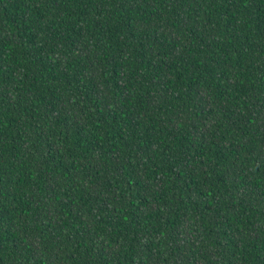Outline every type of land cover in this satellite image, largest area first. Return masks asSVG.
Returning <instances> with one entry per match:
<instances>
[{
    "label": "trees",
    "instance_id": "16d2710c",
    "mask_svg": "<svg viewBox=\"0 0 264 264\" xmlns=\"http://www.w3.org/2000/svg\"><path fill=\"white\" fill-rule=\"evenodd\" d=\"M0 264H264V0H0Z\"/></svg>",
    "mask_w": 264,
    "mask_h": 264
}]
</instances>
